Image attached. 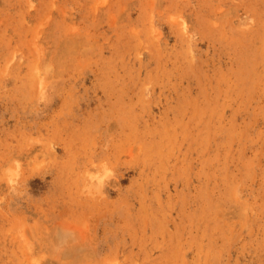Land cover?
I'll return each mask as SVG.
<instances>
[{
    "label": "rangeland",
    "instance_id": "rangeland-1",
    "mask_svg": "<svg viewBox=\"0 0 264 264\" xmlns=\"http://www.w3.org/2000/svg\"><path fill=\"white\" fill-rule=\"evenodd\" d=\"M0 264H264V0H0Z\"/></svg>",
    "mask_w": 264,
    "mask_h": 264
}]
</instances>
